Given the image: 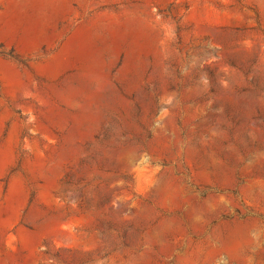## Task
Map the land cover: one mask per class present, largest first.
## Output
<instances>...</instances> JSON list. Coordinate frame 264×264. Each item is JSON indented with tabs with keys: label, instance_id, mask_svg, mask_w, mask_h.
Segmentation results:
<instances>
[{
	"label": "rangeland",
	"instance_id": "1",
	"mask_svg": "<svg viewBox=\"0 0 264 264\" xmlns=\"http://www.w3.org/2000/svg\"><path fill=\"white\" fill-rule=\"evenodd\" d=\"M0 264H264V0H0Z\"/></svg>",
	"mask_w": 264,
	"mask_h": 264
}]
</instances>
